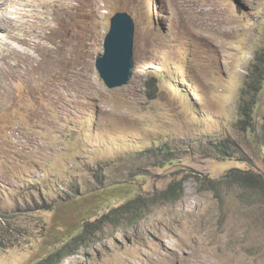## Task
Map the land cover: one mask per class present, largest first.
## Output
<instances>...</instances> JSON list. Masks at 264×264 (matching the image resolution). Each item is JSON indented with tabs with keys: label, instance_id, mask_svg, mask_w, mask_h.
I'll return each instance as SVG.
<instances>
[{
	"label": "rangeland",
	"instance_id": "obj_1",
	"mask_svg": "<svg viewBox=\"0 0 264 264\" xmlns=\"http://www.w3.org/2000/svg\"><path fill=\"white\" fill-rule=\"evenodd\" d=\"M118 11L136 22L135 68L109 89L96 59ZM0 13L17 18V38L0 30L14 50L0 119V264L46 257L48 238L71 233L54 221L78 194L100 205L114 181L150 196L174 177H185L180 200L133 227L102 222L62 264H264V195L234 182L240 171L264 176V83L252 131L239 123L261 63L264 0H5ZM225 140L234 150L218 153Z\"/></svg>",
	"mask_w": 264,
	"mask_h": 264
},
{
	"label": "trees",
	"instance_id": "obj_2",
	"mask_svg": "<svg viewBox=\"0 0 264 264\" xmlns=\"http://www.w3.org/2000/svg\"><path fill=\"white\" fill-rule=\"evenodd\" d=\"M257 58L261 60V63L257 67L254 76L247 81V87L242 89L239 102V123H243L244 128L249 130L253 128V120L255 122V104L259 102L257 96L260 94L264 83V48ZM145 86L146 94L150 98H156L159 92L158 78L155 76L148 77L145 81ZM249 95H252L253 98L246 101ZM250 102L256 103L252 104ZM249 135L257 137L252 132ZM262 139L264 140V138ZM228 144L229 141L226 140L218 144V153L228 154L232 152L231 150H234V147ZM153 152H155V156L164 155L166 160H170L167 159V156L174 151L160 148L157 152L155 150ZM262 153H264V146H262ZM234 178H236L234 182L246 188L260 191L264 195V176L262 174L240 171ZM184 179L185 177H174L165 189L150 196H145L143 191L138 189L132 180L114 181L101 190V197L100 199L98 198L100 205H95V203L90 201L92 196H94L92 191L90 192V198L86 197V195L78 194L68 206L70 210L68 219L58 218L54 221V225H63L71 233L62 236V232H59V239L48 238L44 246L52 248V250L46 257L35 264H62L66 258L77 253L79 249L89 246V242L94 240L101 231L102 222L113 226L126 223L133 227L131 224L139 223L143 215L152 207L180 200L185 189ZM112 201H116V203L111 205V208L105 213L100 214L99 212L104 207H108ZM93 217H95L94 220H92ZM59 228L56 227L55 229L60 230Z\"/></svg>",
	"mask_w": 264,
	"mask_h": 264
},
{
	"label": "water",
	"instance_id": "obj_3",
	"mask_svg": "<svg viewBox=\"0 0 264 264\" xmlns=\"http://www.w3.org/2000/svg\"><path fill=\"white\" fill-rule=\"evenodd\" d=\"M136 22L127 11H118L104 39V53L96 59L99 75L109 89L128 85L135 68Z\"/></svg>",
	"mask_w": 264,
	"mask_h": 264
},
{
	"label": "bare ground",
	"instance_id": "obj_4",
	"mask_svg": "<svg viewBox=\"0 0 264 264\" xmlns=\"http://www.w3.org/2000/svg\"><path fill=\"white\" fill-rule=\"evenodd\" d=\"M4 1L5 0H0V5H2ZM15 22H17V18H8L0 13V30H5L7 32V37L13 39L17 38V36L12 30V27ZM7 37L0 36V119L2 117L3 107L9 105V102L11 101H7V86L3 83V80L7 79L5 78L6 75H8L9 77L11 76L10 57L14 54L13 49L7 48V46H9ZM1 61H4L5 65H3Z\"/></svg>",
	"mask_w": 264,
	"mask_h": 264
}]
</instances>
